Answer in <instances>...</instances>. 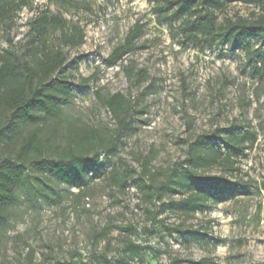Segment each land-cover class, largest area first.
Masks as SVG:
<instances>
[{
    "label": "rangeland",
    "instance_id": "obj_1",
    "mask_svg": "<svg viewBox=\"0 0 264 264\" xmlns=\"http://www.w3.org/2000/svg\"><path fill=\"white\" fill-rule=\"evenodd\" d=\"M165 1L35 0L0 29V49H13L33 66L35 21L46 15L64 22L47 26L43 39L48 51L65 55L60 76L71 91L53 116L39 113L35 123L0 131V160L15 159L20 140L33 130L44 142L5 206L0 264H264V43L245 37L249 53L222 39L211 46L186 43L182 17L157 12ZM222 1L211 9L218 24L261 13L252 0ZM136 27L128 52L107 64ZM77 31L80 45L64 41ZM96 93L104 99L121 93L132 102L129 127L99 153L91 171L64 182L37 164L58 162L67 137L79 131L107 138L116 132ZM231 127L237 130V153L227 149L231 163L193 170L222 176L232 188L216 196L205 190L203 206L188 209L196 190L181 179L190 144ZM112 170L131 178L115 186ZM151 180L168 185L152 203L143 196Z\"/></svg>",
    "mask_w": 264,
    "mask_h": 264
},
{
    "label": "trees",
    "instance_id": "obj_2",
    "mask_svg": "<svg viewBox=\"0 0 264 264\" xmlns=\"http://www.w3.org/2000/svg\"><path fill=\"white\" fill-rule=\"evenodd\" d=\"M34 1L0 0V29L7 24H12L17 14ZM252 1L261 10L260 15L255 19H225L219 24L216 23V17L211 9L222 7V0H167L157 6V12L163 15L172 10L175 17H182L179 26L186 43L196 46L204 43L211 46L216 40L222 39L230 41L234 47L244 48L249 53V45L245 37L264 43V0ZM49 25L63 27L65 23L58 18L51 19L46 15L35 21L39 43L34 48L33 56H39V58L33 66L24 55L17 54L13 49H0V117L3 118L4 123L0 131L15 129L23 123H35L39 113L53 116L58 108L68 100L71 93L68 78L60 76L65 64V55L60 51H48L43 39ZM138 33L139 28L137 27L130 31L124 43L110 54L106 63L113 65L120 60L128 52ZM63 39L65 42L70 41L73 45L82 43V35L78 31L72 37L64 35ZM258 76L261 77L260 74ZM96 96L116 121L117 129L114 136L104 137L94 129L79 131L74 139L67 137L65 148L60 153L58 162L41 160L37 164L64 182H74L80 178L82 173L91 171L98 162L99 153L106 151L112 142L117 140L129 127L133 106L128 98L121 93H115L105 99L99 93H96ZM236 137L237 130L231 127L225 131L216 130L211 136H198L190 144L184 161L189 169L181 179L183 182L188 180L196 190V193L186 202L188 209L195 210L203 206L205 190L216 196L218 192L222 193L232 188L222 176H203L193 169L210 168L216 164L229 165L231 162L227 149L237 153V146L234 143ZM214 139L222 142L226 149L225 152L216 145ZM19 143L20 153L15 159L7 157L0 160V221L6 218L5 206L14 202L12 191L15 184L24 179V164L31 154L40 155L44 146L43 140L38 138L35 130L29 132ZM130 178L131 175L119 174L115 170L109 173V181L115 186L125 185ZM181 181L179 180L180 183ZM167 186L164 182L156 185L151 180L149 185L144 184L143 196L152 203L160 198L161 191ZM260 186L264 190V181L260 183ZM173 231V229L168 230L169 233ZM131 247L137 255L139 250ZM171 264H180V262L174 259L171 260ZM193 264L218 263L201 259Z\"/></svg>",
    "mask_w": 264,
    "mask_h": 264
}]
</instances>
